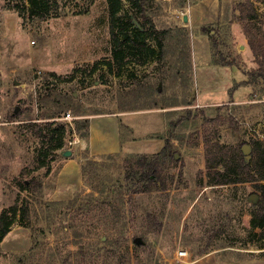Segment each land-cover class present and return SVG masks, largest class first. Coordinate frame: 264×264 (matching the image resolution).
Here are the masks:
<instances>
[{"label": "rangeland", "instance_id": "obj_1", "mask_svg": "<svg viewBox=\"0 0 264 264\" xmlns=\"http://www.w3.org/2000/svg\"><path fill=\"white\" fill-rule=\"evenodd\" d=\"M196 1L146 0L167 33L146 37L156 52L145 63L127 53L120 64L112 56L108 0H58L60 16L44 20L29 16V0H0V212L29 206L0 243V264H216L213 247L264 246V234L251 226L261 191L252 181L210 184L205 141L206 134L213 146L245 141L251 151L261 141L264 152V80L241 83L259 67L244 28L264 40V0H250L253 20L240 17L239 4L249 0H220L221 48L236 64L219 74L193 59L197 30L185 27L184 15ZM128 10L123 0L120 16ZM110 115L135 145L91 156L80 134L89 127L78 132L77 125ZM144 153L161 159L160 189L148 166L142 179L131 163ZM69 158L81 181L73 178L76 190L57 198ZM88 158L96 164L83 175ZM32 178L41 185L23 187ZM110 189L105 202L96 199ZM179 247L190 257L177 259ZM218 261L237 264L222 255Z\"/></svg>", "mask_w": 264, "mask_h": 264}, {"label": "trees", "instance_id": "obj_2", "mask_svg": "<svg viewBox=\"0 0 264 264\" xmlns=\"http://www.w3.org/2000/svg\"><path fill=\"white\" fill-rule=\"evenodd\" d=\"M130 3V10L125 16H120L123 10V0H108L109 15H110V38L112 43V56L117 61H122L123 64L127 53H133L140 56L141 63H145L152 53L156 52V48L148 45L146 37L153 36L155 33H167V30H160L156 27L155 22L151 16L147 13L146 0H128ZM29 6L27 11L29 16L37 19H47L50 16H60L62 10L58 9V0H29ZM51 3L55 4V11L51 8ZM240 17L255 19L258 14L254 7V4L249 0L247 3L241 2L239 4ZM202 33L209 36L213 61L216 64L223 66H230L236 64L235 60H228L227 56L223 53L220 39L221 30L219 23L207 24L201 27ZM249 45L253 51L256 62L259 64L258 68L251 70L249 78L241 82L242 84H256L259 79L264 80V40L258 38L257 33L250 26L244 28ZM159 46L163 47L160 42ZM106 65L112 70V62L106 60ZM51 75H57L55 72H50ZM52 83V82H51ZM50 86L46 90L50 89ZM74 97V96H73ZM76 114H81L77 111ZM212 119H210L211 121ZM78 123V121H77ZM49 127H52L53 122H47ZM89 127V119L84 118L77 125V131ZM65 126H60L59 132L63 136L65 133ZM81 136L89 141V131L80 132ZM206 156H207V169L209 171L210 184L224 185V184H238L243 182L252 181L256 187L261 191L256 193L258 200L254 204V210L252 211L251 226L256 231L259 228L264 234V152L260 151L261 141L256 143L257 147L253 151L247 154L243 150V145L247 142L243 141L242 146L232 147L231 145H215L211 144V137L206 134ZM63 145L62 139L57 143V147L60 148ZM114 153L107 154L112 156ZM152 158V159H151ZM160 158L157 156H151L147 153L139 154L135 156L131 162L135 168L136 174H140L144 179L148 175L144 169L146 166L149 168L151 175H157L160 180L156 181L155 186L157 189L161 187L162 168L160 164ZM96 160L88 158L85 163L81 164V171L85 175L88 169H92V166L96 164ZM91 165V166H90ZM259 171V172H258ZM41 185V181L37 178H32L28 183H24L23 187L27 189H33ZM99 190V189H95ZM100 191V190H99ZM113 193L112 190L102 192L101 196H97V200L108 199ZM254 195V194H253ZM122 206L125 205V200L121 196ZM74 201V200H72ZM83 203L79 201L77 208H82ZM17 211L26 218L29 215V206L22 204L20 207L12 206L4 208L0 212V243L4 237L8 234L13 223L14 215Z\"/></svg>", "mask_w": 264, "mask_h": 264}, {"label": "crops", "instance_id": "obj_3", "mask_svg": "<svg viewBox=\"0 0 264 264\" xmlns=\"http://www.w3.org/2000/svg\"><path fill=\"white\" fill-rule=\"evenodd\" d=\"M222 15L223 11L220 7V0H197L193 4H190L188 12L184 15L185 18H187L185 27L197 30V32L194 33L195 35H193V59L207 68L209 67L212 70H217L218 74L222 70L227 71V69H231V67L219 65L213 61L210 39L206 34L202 33L201 27L214 23H219L220 25L223 19ZM241 46L244 47L245 44H242ZM126 125L130 124L127 123ZM125 129L126 131L124 132L119 117L115 115L92 117L89 124V152L91 156L114 153L121 149L125 151L131 150V147L135 144L129 141L127 134L128 128L125 127ZM77 164L78 163L75 159L69 158V160L63 165L59 173V180L55 189V197L62 198L76 190V188L71 187L70 182L73 178H76L77 181H81ZM257 229L256 231H258ZM258 252H261L262 254H254L251 256L245 254ZM208 254L211 255V259H213L216 264H219L218 260H220L221 255L226 259L228 258L232 263L264 264V246L258 247L257 250L248 248L246 244L239 247H236L235 245L218 246L213 247Z\"/></svg>", "mask_w": 264, "mask_h": 264}, {"label": "built area", "instance_id": "obj_4", "mask_svg": "<svg viewBox=\"0 0 264 264\" xmlns=\"http://www.w3.org/2000/svg\"><path fill=\"white\" fill-rule=\"evenodd\" d=\"M66 117L69 118L70 113H68ZM176 257L177 259L184 261L185 259L190 257V252L186 248L179 247L176 251Z\"/></svg>", "mask_w": 264, "mask_h": 264}, {"label": "water", "instance_id": "obj_5", "mask_svg": "<svg viewBox=\"0 0 264 264\" xmlns=\"http://www.w3.org/2000/svg\"><path fill=\"white\" fill-rule=\"evenodd\" d=\"M185 20H187V18H185ZM243 150H244L245 153L248 154V153L250 152L251 148H250V146L246 143V144L243 145ZM64 154H65L66 156H69V155H71V151L67 150V151L64 152ZM138 239H139V238H136V241H138Z\"/></svg>", "mask_w": 264, "mask_h": 264}]
</instances>
